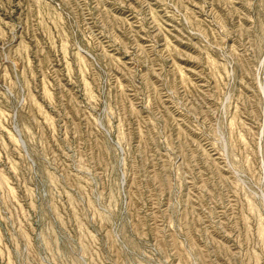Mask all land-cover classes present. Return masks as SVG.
I'll return each instance as SVG.
<instances>
[{"label":"rangeland","instance_id":"374dc122","mask_svg":"<svg viewBox=\"0 0 264 264\" xmlns=\"http://www.w3.org/2000/svg\"><path fill=\"white\" fill-rule=\"evenodd\" d=\"M0 264H264V0H0Z\"/></svg>","mask_w":264,"mask_h":264}]
</instances>
